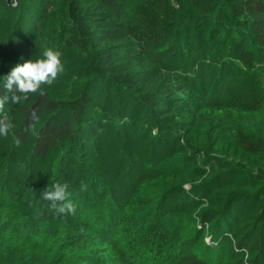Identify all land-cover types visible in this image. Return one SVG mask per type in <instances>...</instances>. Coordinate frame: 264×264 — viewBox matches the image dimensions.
I'll list each match as a JSON object with an SVG mask.
<instances>
[{
    "label": "trees",
    "instance_id": "trees-1",
    "mask_svg": "<svg viewBox=\"0 0 264 264\" xmlns=\"http://www.w3.org/2000/svg\"><path fill=\"white\" fill-rule=\"evenodd\" d=\"M46 48L64 72L0 113V195H30L51 221L41 192L67 182L68 217L107 243L136 222L128 246L156 245L163 264H264V0H0V77ZM57 244L11 246L0 264L119 258L77 253L71 230Z\"/></svg>",
    "mask_w": 264,
    "mask_h": 264
},
{
    "label": "rangeland",
    "instance_id": "rangeland-1",
    "mask_svg": "<svg viewBox=\"0 0 264 264\" xmlns=\"http://www.w3.org/2000/svg\"><path fill=\"white\" fill-rule=\"evenodd\" d=\"M184 12H188L186 7H184ZM173 19V23L160 33V46L166 45L174 36L176 17ZM40 210L39 203L35 202L30 195H24L18 200H16V198H7V196L0 195V251L14 246L18 247L21 252L25 249V246L31 242H43L45 243L44 246L55 247L58 245L57 243L60 236H62L66 230H71L73 233L78 234L83 240V245L75 249L77 253L88 254L91 252H102L104 247L107 249L114 248V252L111 253L108 258L110 261L114 256H119L114 264L164 263L162 254L156 251V245L153 248L135 245L134 248L130 249L124 232L125 230L137 232L139 227L136 222L127 223L126 226L120 224L117 228L116 235H114V239L110 241L111 243H107V238L101 230L89 225H76L75 219L68 216L57 215V217L51 221H44L35 215V213ZM206 237L209 238L208 241H206ZM16 239H18L19 242H17ZM204 242L210 245V234L205 236ZM168 248L174 250V245L168 244ZM205 250V247H201L199 253L204 254L207 252ZM205 254L208 256L207 253ZM211 255L214 257L215 253L212 252Z\"/></svg>",
    "mask_w": 264,
    "mask_h": 264
},
{
    "label": "clouds",
    "instance_id": "clouds-1",
    "mask_svg": "<svg viewBox=\"0 0 264 264\" xmlns=\"http://www.w3.org/2000/svg\"><path fill=\"white\" fill-rule=\"evenodd\" d=\"M62 53L46 48L40 57L15 65L11 71L0 77V113H4L9 102L21 103L31 94L45 95V86L51 87L57 77L64 72ZM35 118V117H34ZM13 128L12 120L6 114L0 116V136L7 137ZM88 185L81 182L80 191H86ZM69 184L55 183L41 192V198L49 201L58 216H74L78 205L70 198Z\"/></svg>",
    "mask_w": 264,
    "mask_h": 264
},
{
    "label": "built area",
    "instance_id": "built-area-1",
    "mask_svg": "<svg viewBox=\"0 0 264 264\" xmlns=\"http://www.w3.org/2000/svg\"><path fill=\"white\" fill-rule=\"evenodd\" d=\"M209 238L206 237V241H208Z\"/></svg>",
    "mask_w": 264,
    "mask_h": 264
}]
</instances>
